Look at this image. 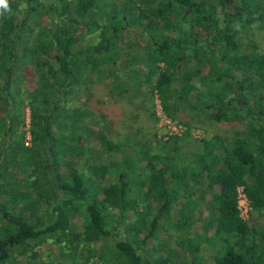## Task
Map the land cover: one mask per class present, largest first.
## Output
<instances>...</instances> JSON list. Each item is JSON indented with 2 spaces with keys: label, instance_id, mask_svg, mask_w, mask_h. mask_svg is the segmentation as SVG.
I'll use <instances>...</instances> for the list:
<instances>
[{
  "label": "trees",
  "instance_id": "obj_1",
  "mask_svg": "<svg viewBox=\"0 0 264 264\" xmlns=\"http://www.w3.org/2000/svg\"><path fill=\"white\" fill-rule=\"evenodd\" d=\"M126 10L135 14L125 21L118 14ZM134 24L147 38L145 79L135 78L150 84L153 100L174 119L182 101L239 129L202 139L186 158L178 137L158 156L148 147L122 150L107 183L109 166L83 172L74 164L89 153L78 152L77 136L94 131L88 110L62 112L59 93L91 73L125 92L127 52L118 39ZM27 65L40 78L26 95L31 146L24 102L12 92L14 70ZM0 112V264H50L39 247L52 238L72 264H204L205 252L218 264H264V227L249 224L238 204L244 185L264 217V0H9L0 14ZM209 184L220 191L206 201ZM201 203L210 216L203 234L190 237ZM79 217L83 231L68 241ZM160 232L172 244L153 245Z\"/></svg>",
  "mask_w": 264,
  "mask_h": 264
},
{
  "label": "rangeland",
  "instance_id": "obj_2",
  "mask_svg": "<svg viewBox=\"0 0 264 264\" xmlns=\"http://www.w3.org/2000/svg\"><path fill=\"white\" fill-rule=\"evenodd\" d=\"M49 1L44 0L45 3ZM116 1L120 3L122 0ZM123 12L118 15L125 21L128 17L132 18L135 14L130 10H126L125 13ZM19 14L22 15V12L19 11ZM141 28L134 24L128 27L126 34L122 38L118 39L119 45L124 47L127 52L125 53V59H127L125 70L127 71L128 78L125 81L127 87L125 92L117 89L107 74L98 77L93 75L95 73H91L93 77L91 76V79L86 84L81 85L80 83H76L62 88L59 93L62 98V112L68 115V111H72L71 113L73 115V111L75 110H88L89 114L86 118V124L92 128L91 131H94V134L91 135L90 132L82 130L77 136L75 144L77 145L78 152L88 148L89 153L86 156H77L74 164L83 172L89 171L91 167L93 168L91 165H94L93 169L101 165L109 166L110 173L106 177L107 183L114 179L112 176V172L115 170L114 164L117 163L122 150L133 152L136 146L139 149L148 147L152 154L160 155L161 153L173 151L174 145L169 144L172 142L171 139L178 137L180 138L178 146L180 151L178 153L186 158L202 148V139L213 135L232 137L236 133V124L216 122L205 114L203 110L192 109L182 101L179 102L182 109L178 113V118L174 119L165 111L156 95L153 100V95L150 92V84L139 85V80H136L135 77L143 74L141 79H145L144 73L147 71V66H145L140 58L141 52H143L142 47L147 41ZM87 40L94 42L95 37H90ZM244 43L245 46L252 44L247 41ZM27 52L24 49L22 54L26 56ZM55 53V51H51L49 57L54 56ZM46 57L49 58L48 56ZM52 62H54V66H58L59 62L54 58ZM185 67L186 65L184 64L181 66L180 72H178L177 77L179 81L181 80V74ZM20 68V66H17L13 72L12 92L22 98L25 105L24 114L26 119L27 108L31 110V100L26 98V95L32 90L30 80L39 81L40 78L35 74L33 66L27 65L24 68V72ZM26 73L25 79L19 77L20 74L22 76ZM151 82L152 84L155 83L154 77ZM19 84L22 86L20 93L17 91ZM178 85L180 84L178 83ZM178 85L176 84V86ZM182 92L181 97L185 99L186 94L184 95V93L186 92L184 90ZM87 134L89 136L86 139ZM92 149L96 151V154ZM154 160L156 163L159 161L157 158ZM207 188L212 195L218 191L219 185L209 184ZM200 207L202 208L201 210L210 213L204 204ZM174 213V215H177L178 209ZM243 214L247 222L253 227H264V217L259 215L254 209L243 207ZM135 216L134 213H130V221ZM196 219L199 218L197 217ZM121 228L122 230L124 229L123 226ZM82 231L83 218L79 217L76 221L74 235H70V237L66 236L65 238L67 240L72 239V242H74ZM168 232L170 233V231ZM168 232L158 233V238L152 239V244L162 246V248H165V244H172V237ZM203 232L204 220L201 218L194 224L191 230V236H194L195 233L203 234ZM60 245L62 244L55 241V238L49 239L47 243L39 247V251L42 254L38 258L50 264H58L59 260H61L60 264H72L64 254L67 251V247H65L64 251ZM210 253H204L203 256L206 259L204 264H218ZM21 262L24 263L23 261H19V263ZM175 262L177 264L180 263L177 259H175Z\"/></svg>",
  "mask_w": 264,
  "mask_h": 264
},
{
  "label": "built area",
  "instance_id": "obj_3",
  "mask_svg": "<svg viewBox=\"0 0 264 264\" xmlns=\"http://www.w3.org/2000/svg\"><path fill=\"white\" fill-rule=\"evenodd\" d=\"M29 110L30 109L27 108V116L25 119L26 121H25V126H24V134H25L24 137H25L26 146L32 145V134H31V129H30V126H31V110L30 111ZM238 204H239V210H240L241 216L245 219L244 214H243V207L244 208H250V209H253V208L251 207L249 199L247 198V195L245 193L244 185H240L238 187Z\"/></svg>",
  "mask_w": 264,
  "mask_h": 264
},
{
  "label": "crops",
  "instance_id": "obj_4",
  "mask_svg": "<svg viewBox=\"0 0 264 264\" xmlns=\"http://www.w3.org/2000/svg\"><path fill=\"white\" fill-rule=\"evenodd\" d=\"M238 129H239V126H237L236 131H237ZM217 187H218V186H217ZM219 191H220V186H219V188H218V191L215 192L214 194L218 193ZM214 194L211 195V194L209 193V189L207 188V189H206V192H205V199H206V201L210 200ZM201 205H203V204H201ZM201 205H199V207L197 208V211H196V213H195V218H197V217H198L199 219L203 218V220H204V219L209 218L210 213L207 212V211H203V210H201V209H202V208L200 207ZM178 208H179V206H178V204H176V206H175V210L178 209ZM178 212H179V211H178ZM177 214H178V213H177ZM199 219H196V222H198ZM190 237H193V236H191V234H190Z\"/></svg>",
  "mask_w": 264,
  "mask_h": 264
},
{
  "label": "clouds",
  "instance_id": "obj_5",
  "mask_svg": "<svg viewBox=\"0 0 264 264\" xmlns=\"http://www.w3.org/2000/svg\"><path fill=\"white\" fill-rule=\"evenodd\" d=\"M5 10H9V0H0V14Z\"/></svg>",
  "mask_w": 264,
  "mask_h": 264
}]
</instances>
